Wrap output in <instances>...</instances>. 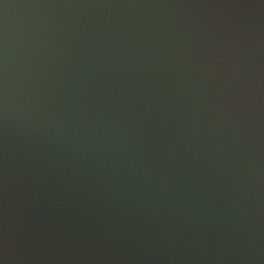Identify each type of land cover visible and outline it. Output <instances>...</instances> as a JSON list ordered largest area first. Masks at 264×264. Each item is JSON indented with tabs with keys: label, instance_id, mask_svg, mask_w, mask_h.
Returning a JSON list of instances; mask_svg holds the SVG:
<instances>
[{
	"label": "water",
	"instance_id": "obj_1",
	"mask_svg": "<svg viewBox=\"0 0 264 264\" xmlns=\"http://www.w3.org/2000/svg\"><path fill=\"white\" fill-rule=\"evenodd\" d=\"M0 264H264V0H0Z\"/></svg>",
	"mask_w": 264,
	"mask_h": 264
}]
</instances>
